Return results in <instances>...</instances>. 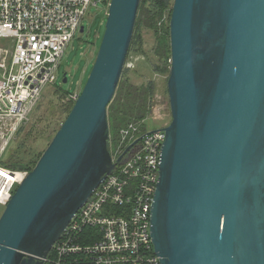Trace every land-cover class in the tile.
<instances>
[{"label":"water","instance_id":"water-1","mask_svg":"<svg viewBox=\"0 0 264 264\" xmlns=\"http://www.w3.org/2000/svg\"><path fill=\"white\" fill-rule=\"evenodd\" d=\"M139 4L110 0L81 92L4 205L0 264H45L137 141L112 160L107 109ZM169 42L171 119L151 207L154 250L161 264H264V0H173Z\"/></svg>","mask_w":264,"mask_h":264},{"label":"built area","instance_id":"built-area-1","mask_svg":"<svg viewBox=\"0 0 264 264\" xmlns=\"http://www.w3.org/2000/svg\"><path fill=\"white\" fill-rule=\"evenodd\" d=\"M110 0H0V205L28 170L12 169L8 149L44 89L57 80L68 43L90 6ZM78 95H75L76 100ZM127 123L112 160L137 140L77 210L45 264H161L150 234L164 127ZM110 142V140H109Z\"/></svg>","mask_w":264,"mask_h":264},{"label":"rangeland","instance_id":"rangeland-1","mask_svg":"<svg viewBox=\"0 0 264 264\" xmlns=\"http://www.w3.org/2000/svg\"><path fill=\"white\" fill-rule=\"evenodd\" d=\"M157 2L158 0H147L144 4L142 21L136 24L133 31L135 37L131 40L132 45L119 80L124 83L125 94L147 87L144 98L147 112L142 120V132L156 129L165 122L169 123L171 119L166 82L170 69L169 19L173 0H160L161 12L158 11ZM104 6L105 4L98 3L87 10L81 21L83 32L78 30L65 48L57 69V80L44 89L29 121L11 142L8 149L11 155L18 154L20 158L25 155L37 161L66 118L74 104L75 95L81 92L94 63L107 16ZM140 10L139 8L137 17ZM162 36L164 38H159ZM160 39L163 40L161 45ZM64 72L67 74V81L62 83ZM117 97L116 89L111 101ZM119 104H127L124 94ZM128 104L132 105L133 101ZM113 112L115 109L109 113ZM109 129L108 147L114 153L119 133L111 125ZM3 209L4 206L0 205V215Z\"/></svg>","mask_w":264,"mask_h":264},{"label":"trees","instance_id":"trees-1","mask_svg":"<svg viewBox=\"0 0 264 264\" xmlns=\"http://www.w3.org/2000/svg\"><path fill=\"white\" fill-rule=\"evenodd\" d=\"M146 1L147 0H140L139 8L141 10L139 13V17H137V19H136L134 30L136 29V24L140 23L142 21L141 15H142V12L144 10V4L146 3ZM159 1L160 0H158V2H157L158 6H159L158 11L161 12L160 9L162 8V5ZM165 33L167 34L168 30ZM134 34H135V32H133L132 39L135 37ZM159 38H164V37L162 36ZM162 41L163 40L159 41L160 45L162 44ZM131 45H132V43L130 44V46ZM129 51H130V47H129L128 52ZM145 88H147V87L143 86L141 88L142 90L135 89L132 93H126L125 94L124 83L119 82V85L117 88L118 97L116 98V100H113L109 103L108 109H107V111H108L107 118L109 120H112L111 123L108 121L109 128L111 125L112 128H115V129L117 128L118 132H119V130L122 127H124L127 123L135 122L137 124V122L144 119L146 112H147V109H146L147 105L145 102L146 100L144 99L146 97V94H147V89H145ZM123 94H124V97L126 98V101H127L126 105L125 104H123V105L119 104L122 100ZM129 101H133V104L132 105L128 104ZM112 109H115V112L109 113L110 110H112ZM35 162H36V160L29 159L25 155H23V158H20L18 154L11 155L10 153H8L5 164H6V166H8L9 168H12V169H24V170L30 171L33 168Z\"/></svg>","mask_w":264,"mask_h":264}]
</instances>
